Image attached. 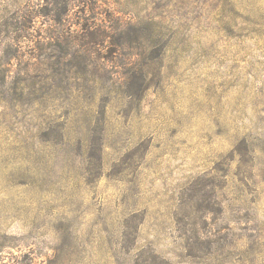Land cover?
Returning a JSON list of instances; mask_svg holds the SVG:
<instances>
[{"label": "rangeland", "instance_id": "obj_1", "mask_svg": "<svg viewBox=\"0 0 264 264\" xmlns=\"http://www.w3.org/2000/svg\"><path fill=\"white\" fill-rule=\"evenodd\" d=\"M0 264H264V0H0Z\"/></svg>", "mask_w": 264, "mask_h": 264}]
</instances>
